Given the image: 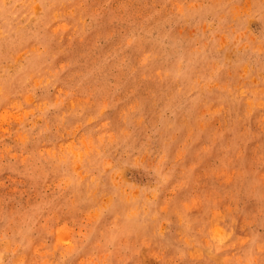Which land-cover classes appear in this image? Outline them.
Segmentation results:
<instances>
[{"label": "rangeland", "instance_id": "obj_1", "mask_svg": "<svg viewBox=\"0 0 264 264\" xmlns=\"http://www.w3.org/2000/svg\"><path fill=\"white\" fill-rule=\"evenodd\" d=\"M0 264H264V0H0Z\"/></svg>", "mask_w": 264, "mask_h": 264}]
</instances>
